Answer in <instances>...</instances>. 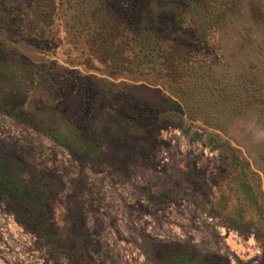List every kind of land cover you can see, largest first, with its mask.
Segmentation results:
<instances>
[{"label":"rangeland","instance_id":"obj_1","mask_svg":"<svg viewBox=\"0 0 264 264\" xmlns=\"http://www.w3.org/2000/svg\"><path fill=\"white\" fill-rule=\"evenodd\" d=\"M0 98V264H264V0H0Z\"/></svg>","mask_w":264,"mask_h":264},{"label":"trees","instance_id":"obj_2","mask_svg":"<svg viewBox=\"0 0 264 264\" xmlns=\"http://www.w3.org/2000/svg\"><path fill=\"white\" fill-rule=\"evenodd\" d=\"M42 20L43 18L40 17ZM7 106L1 101L0 98V112L7 111ZM33 120L29 118V126L32 127L34 130L40 132L45 137L51 139L54 143L58 144L59 146L67 149L70 152L75 153L76 155L82 157L93 158L96 157V151L92 150L89 147V143L84 138H81L77 135H74L70 132L69 129H64L62 127H50L44 126L38 122L32 123ZM10 184L0 175V193H4L6 188H9Z\"/></svg>","mask_w":264,"mask_h":264}]
</instances>
